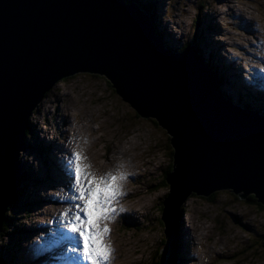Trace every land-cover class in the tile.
Masks as SVG:
<instances>
[{
  "label": "rangeland",
  "instance_id": "1",
  "mask_svg": "<svg viewBox=\"0 0 264 264\" xmlns=\"http://www.w3.org/2000/svg\"><path fill=\"white\" fill-rule=\"evenodd\" d=\"M213 1L130 3L149 8L156 32L177 52L192 44L209 66L212 56L217 55L224 68L223 90L238 104L242 86L264 93V0H234L230 4L234 8L245 2L240 9L247 12L250 7L246 20L221 5L226 14L212 21L208 12L213 11ZM252 17L254 24L250 25L247 20ZM185 22L186 28L181 24ZM248 27L262 31L250 33ZM256 103L255 111L264 114V99ZM63 113L70 114L73 125L65 122ZM38 124L41 128L36 132ZM27 140L30 145L20 157L21 194L7 211L11 224L0 232V264H45L44 257L55 256L60 257L61 264H69L61 249L56 250L49 242L47 233L62 237L58 229L66 228L65 223L71 220L79 203L71 199L73 181L62 160L65 158L68 164L65 156L74 150L81 152L85 158L82 163L96 176L126 174L119 182L120 190L132 192L133 197H124L127 200L122 203L130 214L118 208L122 205L120 195L113 204L117 210L113 219L104 222L110 229L106 243L113 249L109 264H152L165 236L161 213L169 186L164 184V178L173 163L170 137L156 120L139 118L105 76L80 73L61 80L47 93L31 117ZM216 193L212 199L195 195L185 203L180 226L182 251L177 264H264V208L240 200L231 190ZM66 196L71 202L61 203L62 207L50 202V198ZM72 235L75 234L69 236Z\"/></svg>",
  "mask_w": 264,
  "mask_h": 264
},
{
  "label": "water",
  "instance_id": "2",
  "mask_svg": "<svg viewBox=\"0 0 264 264\" xmlns=\"http://www.w3.org/2000/svg\"><path fill=\"white\" fill-rule=\"evenodd\" d=\"M80 73L105 76L139 118L170 137L159 260L169 261L193 195L231 190L264 205V115L224 96L217 55L208 67L193 45L168 48L151 16L126 0H0V232L19 190L32 115L58 82ZM238 94L239 104L264 99L249 87Z\"/></svg>",
  "mask_w": 264,
  "mask_h": 264
},
{
  "label": "snow or ice",
  "instance_id": "3",
  "mask_svg": "<svg viewBox=\"0 0 264 264\" xmlns=\"http://www.w3.org/2000/svg\"><path fill=\"white\" fill-rule=\"evenodd\" d=\"M84 159L81 152L74 150L70 153L71 199L79 203L75 214L66 223V233L75 235L65 234L63 238L76 245L69 251L78 253L77 258L86 264H109L113 249L106 243L110 229L104 222L113 219L117 211L113 204L122 195L119 182L125 174L117 172L96 176L87 171L88 166L82 163Z\"/></svg>",
  "mask_w": 264,
  "mask_h": 264
},
{
  "label": "bare ground",
  "instance_id": "4",
  "mask_svg": "<svg viewBox=\"0 0 264 264\" xmlns=\"http://www.w3.org/2000/svg\"><path fill=\"white\" fill-rule=\"evenodd\" d=\"M247 1H249V0H246L245 2H247ZM245 2H243V3H241V5H243ZM232 3H234V0H214L213 1V3H212V5H211V8H212V10L213 11H211V10H209V17L211 18V20L212 21H214V19H217L218 17H220L221 15H223V14H226V11H223V10H221V5L222 6H228L229 7V10L230 9H232L233 10V15H235V14H237V16H239V17H243V19H245L246 20V16H245V14H247V13H250V7L248 6V11L247 12H245L246 10L245 9H240V6L239 7H236V6H234V8H231V6H230V4H232ZM216 6V8H213V6ZM235 10V11H234ZM239 11H240V14H239ZM187 12H188V10H187ZM252 12V11H251ZM239 14V15H238ZM228 20H230L229 18H228ZM227 21V20H226ZM225 22V21H224ZM247 22L250 24V25H252V24H254V17H252V18H250L249 20H247ZM226 23V22H225ZM183 26H184V28H186V26H187V24H186V22H185V24L184 23H181ZM215 24H216V26L217 27H219V26H221L220 24H218L217 22H215ZM222 24V23H221ZM230 24V23H229ZM234 25V24H233ZM219 29H221L222 30V28H220L219 27ZM261 29V28H260ZM260 29H259V27H248V31L250 32V33H255V34H259V32H260ZM261 31H262V29H261ZM226 36V35H225ZM223 38V37H222ZM231 39V38H230ZM232 40V39H231ZM225 42V41H224ZM198 48V47H197ZM199 49V48H198ZM252 56V55H251ZM204 58V57H203ZM204 61H206V59L204 58ZM252 61H254V62H256V60H252ZM205 64H206V62H205ZM207 65V64H206ZM208 66V65H207ZM209 67V66H208ZM224 86H228L227 84L225 85L224 84ZM233 88V87H232ZM226 92V91H225ZM60 96V95H59ZM61 98V97H60ZM239 99V98H238ZM41 105V104H40ZM62 111V110H61ZM63 116H64V120H65V122H67V124L69 125L70 123H72L73 122V120H72V117L70 116V114H62ZM105 116V115H104ZM94 117V116H93ZM98 118V117H97ZM91 121V120H90ZM72 125H73V123H72ZM70 126V125H69ZM41 127H40V125L38 124L37 125V128H36V132H38L39 131V129H40ZM78 128H81V126H79ZM68 132V131H67ZM74 132V131H73ZM81 135V134H80ZM40 136V135H39ZM82 136V135H81ZM100 139H101V136L99 137V142H100ZM97 140V139H96ZM95 140V141H96ZM132 144V143H131ZM94 145V144H93ZM92 148V147H91ZM85 151V150H84ZM23 152V151H22ZM120 153H122V151H120ZM100 158V157H99ZM20 164H21V162H20ZM116 164V163H115ZM21 166H22V164H21ZM131 166V165H130ZM129 166V167H130ZM114 167V166H113ZM123 168V167H122ZM116 169V168H115ZM114 169V170H115ZM135 169V168H134ZM124 172V171H123ZM126 175V174H125ZM132 175H134V174H132ZM127 190V189H126ZM132 192H128L127 194L126 193H122V195L120 196V204H125L124 202H126V200L124 201L123 199H124V197L125 198H131V197H133L132 196V194H131ZM138 193V192H137ZM136 196V195H135ZM142 196H145V195H142ZM57 202V203H54L57 207H60V205H61V203H64V204H67V203H70L71 202V199L68 197V196H66L65 198H61V199H59L58 197H57V199H52V198H50V202ZM124 201V202H123ZM133 202V201H132ZM189 201H187V203H188ZM190 203V202H189ZM116 204V203H115ZM123 204L121 205V206H119L118 208L119 209H123ZM133 205V204H132ZM187 205V204H186ZM61 207H62V205H61ZM133 208V207H132ZM127 209V208H126ZM123 212H125V213H128V214H130L129 212V210H125V209H123ZM136 212V211H135ZM132 213V212H131ZM127 214V215H128ZM133 219H136V216L135 215H133ZM66 224V223H65ZM48 226H49V224H48ZM187 229H188V227H187ZM189 229H190V227H189ZM40 235V234H39ZM201 235H202V233H201ZM44 236V235H43ZM58 236V235H57ZM192 238H194V237H192ZM192 238H191V240H192ZM191 243V242H190ZM191 247V246H190ZM138 250H136V252H137ZM236 255V254H235ZM195 257L196 256V254H189V257Z\"/></svg>",
  "mask_w": 264,
  "mask_h": 264
},
{
  "label": "trees",
  "instance_id": "5",
  "mask_svg": "<svg viewBox=\"0 0 264 264\" xmlns=\"http://www.w3.org/2000/svg\"><path fill=\"white\" fill-rule=\"evenodd\" d=\"M127 2H129L130 3V1H132V0H126ZM154 2V1H153ZM154 5H155V2H154ZM141 6V8L143 9V10H145L148 14H151V18H153V20H154V16H153V14H152V12L149 10V8L147 7V6H144V5H140ZM152 6V4L150 5V7ZM155 16H156V14H154ZM158 35H160L159 33H158ZM162 37V36H161ZM192 45V44H191ZM168 48H170V49H172V47L171 46H168ZM172 50H174V51H176L175 49H172ZM179 51V50H178ZM208 61V60H207ZM209 62V61H208ZM209 66V65H208ZM211 68V67H210ZM225 95V94H224ZM249 95L251 96V98H253V96L249 93ZM248 95V96H249ZM225 97H227L228 98V96L227 95H225ZM239 102V101H238ZM239 104V103H238ZM255 104H257V103H255ZM255 104H247V103H242V104H239V105H241L243 108H249V109H252V110H255L254 108H258V106L257 105H255ZM261 113L263 114V112L261 111ZM264 115V114H263ZM29 133H30V129L28 130V132H27V135H29ZM171 156H173V152L171 153ZM171 170H172V164H170V166H169V169H168V171L166 172V175H168V173H170L171 172ZM25 175V174H24ZM23 175V176H24ZM164 184L165 185H167L166 184V180H165V178H164ZM20 190V189H19ZM18 190V192L15 194V200H16V198L17 197H19L20 196V194H21V192ZM20 192V193H19ZM217 194V193H216ZM216 194H213L212 196L214 197ZM193 196H195V195H193ZM212 196H211V199H212ZM248 202H253V203H255L256 205H258L259 207H263L264 208V205H262V204H260L257 200H256V198H255V196L254 195H251V196H249V199L247 200ZM13 205H11V207L10 208H13L12 207ZM163 209V208H162ZM8 216L10 217V215H8L7 214V218H8ZM180 223H181V218H179L178 219V221H177V223H176V226L174 227V231H175V238L173 239V241H172V247H173V252L171 253V255H170V257H169V261L168 262H165L164 260H159L158 259V256H159V253H160V249H158L157 250V252H156V254H155V256H154V258H153V260H152V264H177L178 262H179V259L181 258V257H179L180 256V252L182 251V246H181V235H180ZM6 224H11V220H10V222H9V219L8 220H6L5 221V223H4V226H3V228H5V226H6ZM164 244H166V239L164 238L163 239V244L162 245H164Z\"/></svg>",
  "mask_w": 264,
  "mask_h": 264
}]
</instances>
